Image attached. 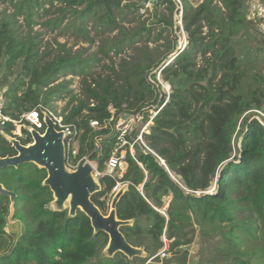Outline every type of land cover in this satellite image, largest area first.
Masks as SVG:
<instances>
[{
	"label": "trees",
	"instance_id": "trees-1",
	"mask_svg": "<svg viewBox=\"0 0 264 264\" xmlns=\"http://www.w3.org/2000/svg\"><path fill=\"white\" fill-rule=\"evenodd\" d=\"M3 1L9 2L12 11L0 10V59L5 60L7 72L14 66L19 68L4 92L3 112L17 118L39 103L44 105L70 92L69 81L49 87L67 70L82 69L90 76L88 64L68 52L41 62L39 40L32 33L34 18L53 8L57 15L42 22L43 26L59 28L66 20L63 29H73L89 41L92 38L86 34L88 25L100 36L117 30L107 41L108 48L102 50L104 55L111 48L119 54L134 43L143 42L142 46L134 47L136 54L122 59L117 70L108 66L114 78H84V97L77 99L64 120L82 131L78 156L97 160L101 171L116 137L109 129L93 130L89 121L107 120L111 116L107 109L110 104L114 121L119 115L143 113L146 107H153L156 113L143 138L164 160L169 172L154 155L135 148V159L126 151L127 167L120 178L99 177L101 190L91 200L102 213L108 208L106 197L116 182L127 184L116 204V215L121 220H133V224L122 226L120 231L131 245L143 247L148 255L129 260L121 253L103 256L108 237L103 232L93 233L89 219L81 211L69 217L66 210L49 208L52 193L42 185L45 169L32 163L3 168L0 183L16 194L13 219L22 222L24 231L16 239L5 231L10 202L0 194V264H155L159 258L156 253L163 246L162 235L169 241L168 264H185L186 246L192 241L187 232L193 225L199 227V234L218 238L215 249L224 264H264L260 258H253L254 251L260 249L264 259V124L252 111L264 112V56L262 71H249L239 57L243 48L246 55L249 50L241 41L247 27H251L245 20L246 0H203L196 7L181 0L187 44L162 69L161 59H156L145 43L152 25L143 20L133 30L121 22L128 12L135 15L151 2L154 8L165 6L169 13H161L158 20L171 26V15L177 7L173 0ZM18 17H22L27 31H23ZM202 27L207 28L205 33ZM159 36L157 33L153 40ZM247 40L259 43L251 36ZM197 54L202 58L200 65ZM157 69L161 79L170 85L168 96L163 93L159 97ZM5 78L6 75L0 78L1 85L7 84ZM148 117L146 113L145 121ZM12 129L9 122L0 126V131L10 135ZM22 132L26 137H17L20 142H31L28 131L24 128ZM136 133L133 131V135ZM96 135L102 137L98 146L94 144ZM15 153L0 134V157ZM213 182L216 187L210 191ZM167 197L170 199L162 208L163 198ZM236 203L246 204L259 226H248L246 222L238 225ZM237 228L251 238L257 237V230L258 248L243 250L245 240L235 231Z\"/></svg>",
	"mask_w": 264,
	"mask_h": 264
},
{
	"label": "rangeland",
	"instance_id": "rangeland-1",
	"mask_svg": "<svg viewBox=\"0 0 264 264\" xmlns=\"http://www.w3.org/2000/svg\"><path fill=\"white\" fill-rule=\"evenodd\" d=\"M178 5L173 12H172V21L173 24L171 26L167 25L163 21H159L158 18L160 17L161 13L168 15V10L165 8L164 5H160L156 8L153 7L151 2H146L145 6L148 7L147 9L142 8L138 10L135 15L131 12H128L125 15V18L122 20V24L125 25L128 29L137 30L141 26V21L145 20L147 25L151 26V35L149 37V41L145 42L148 46L149 50H152L156 59H161L159 66H165L168 61H172L174 57L184 48L187 44V33L182 28V20L180 19L181 12V0H173ZM193 7H196L201 1L203 0H187ZM47 7V6H46ZM178 8V10H177ZM5 9L6 13H10L11 7L8 1L0 0V10ZM156 9V10H155ZM138 16H137V15ZM57 14L53 12V8L47 10L44 16H40L34 18L35 23L31 24L32 26V33L37 34L36 38L39 40V49L38 54L41 55V62L49 61L56 56H60L68 52L71 56L79 57L80 60L85 61L90 69V76H87L85 70H67L65 74H60L54 80L53 84L49 85H56L60 84L65 81H69L67 84V88L70 92L68 93H61L59 96L55 97L52 101H47L44 105L50 109L52 112L56 114H60L63 117L68 113V111L77 104V99L83 98V90H82V80L86 78L89 80L91 77L101 76L104 77L105 75H111L114 78L113 72L108 68V66H112L114 70L118 69V65L122 59H129L130 57L134 56L136 52L134 51V47L142 46L143 42H137L132 45V47H128L124 49L119 54H114L113 49H108L106 55L102 53V50L108 48L109 42L108 40H112V38L117 34V30L109 33L106 32L104 35L100 36L95 34L93 27L88 25L87 33L89 37L92 38V41H89L85 38L83 34L77 33L73 29L67 28L63 29L66 20H63L59 28L51 29L47 26H43L41 23L52 19ZM18 23L23 25V31H27V28L24 26V22L22 17H18ZM203 33L207 31L206 27H202ZM160 33L158 39L153 40L155 35ZM247 35V36H246ZM246 36V39H245ZM248 36L257 38L259 43L255 40L248 41ZM244 41V46L249 48L248 54L246 55L245 49L243 48L240 52V58L244 62V67L247 68L249 71H262V58L264 56V39L260 34H258L253 28L250 26L247 27L244 37L241 39ZM107 42V43H106ZM256 46H260V49L255 50ZM247 52V51H246ZM209 55V54H207ZM5 60L3 58L0 59V78L6 75L7 84L1 85L0 89L4 92L7 90L9 84L14 81L16 78L17 73L19 72V68L14 66L11 71H5L4 67ZM196 62L198 65L202 63V58L199 54L196 56ZM156 70H153L155 72ZM159 70L157 69L156 78L158 80L159 89L157 88V92L159 93V97L163 95V93L168 96L170 93V85L161 79V76L158 75ZM151 82L152 80L148 78ZM48 87V88H49ZM47 89V88H45ZM73 98V99H71ZM154 110L152 108L146 107L143 113H136V120L133 118L131 121V126L133 127L134 132H138L142 127L145 125V130L143 133H149L150 126L152 125V117ZM148 114V118L145 121V114ZM138 114V115H137ZM138 117V118H137ZM149 121V122H148ZM28 127L25 125L24 127H15V133H21L22 129H26ZM20 128V129H19ZM22 134H25L22 132ZM145 140V139H144ZM146 141V140H145ZM127 166H123L121 171L116 170L114 175L118 176L122 174ZM2 170V169H1ZM174 177V176H173ZM216 187V183H212L211 187ZM141 190V188H140ZM114 194V193H113ZM113 194L109 193L106 197V202L108 208L106 209V214L109 210V204ZM236 197V194L232 195ZM170 197L163 198V202L165 201V205L162 208H165L167 205V201ZM50 205V204H49ZM235 207L237 208L234 212L235 221L238 225H242L246 222L248 226L257 225L259 226L258 220L256 219L253 212L247 208V205L244 203H236ZM17 221V220H16ZM19 222L11 223L7 222L5 226V231L10 233L14 236V239L19 237V235L24 231V227ZM237 233L241 235V237L245 240L242 243L243 250L248 251L250 249H257L259 243L258 231H254V235L256 234V238H251L246 234L243 229L237 228L235 230ZM189 237H192V241L186 246L188 250L187 255V262L185 264H224V258H222L215 247L217 246L218 238L215 237L214 234H210L207 236H203L199 234V227L193 225L190 230L187 232ZM162 238V236H161ZM166 238V237H165ZM165 244L168 248L169 241L166 238ZM260 251V249H259ZM259 251H254V259L257 261L259 258L261 261H264L262 257L259 255ZM170 254L167 252L166 257L158 258L155 264H168ZM171 262V261H170ZM253 263V262H252ZM169 264H175L173 262ZM254 264V263H253Z\"/></svg>",
	"mask_w": 264,
	"mask_h": 264
},
{
	"label": "water",
	"instance_id": "water-1",
	"mask_svg": "<svg viewBox=\"0 0 264 264\" xmlns=\"http://www.w3.org/2000/svg\"><path fill=\"white\" fill-rule=\"evenodd\" d=\"M128 116L125 114L124 118ZM135 117L133 118L136 120ZM43 122L45 128L42 133L26 127L31 137V142L27 144H22L18 138L0 131L2 137L16 152L11 156L0 157V170L5 167L17 168L20 164L26 163L45 169L46 177L42 185L47 186L52 193L49 208L58 212L66 210L69 217H74L78 210L85 214L93 233L103 232L108 237L102 251L104 257H112L116 253L123 254L129 260L135 257H147L143 247L131 245L120 231L122 226L133 224V220H121L116 215V204L127 189V184H122L113 194L108 212L102 213L91 200L92 195L101 190L99 178L94 175V168L83 158L75 169L68 168L65 164L63 132L55 129V123L47 113L43 115ZM0 194L8 197L10 202L7 222L22 224L20 220L13 219L16 194L4 188L1 183ZM159 212L164 214L162 210Z\"/></svg>",
	"mask_w": 264,
	"mask_h": 264
},
{
	"label": "built area",
	"instance_id": "built-area-1",
	"mask_svg": "<svg viewBox=\"0 0 264 264\" xmlns=\"http://www.w3.org/2000/svg\"><path fill=\"white\" fill-rule=\"evenodd\" d=\"M244 14L245 20L251 25L253 30L260 34L264 39V0H246ZM5 105L6 96L4 94V91L0 89V126L5 125L7 122L11 123L13 125V129L10 130V132L16 138L26 137V134H22V132L18 134L14 132L15 127H24L26 123L29 128H34L38 132L42 133L45 128L43 115L44 113H47L55 123V129L57 131L63 132L64 134L65 164L68 168L75 169L79 161L83 158L94 168V175L97 178L101 177L102 175H109L114 177L116 176L114 175L116 170L121 171V168L124 165H127L125 162L126 151H128L129 154L135 159V148H139L143 153L149 152L154 155L159 160V163L162 164L169 172L167 166L164 163V160L149 148L147 142L143 138V131L145 130V126L147 125L142 127L135 135H133V127L131 126V121L133 120L134 114H128L129 116L127 118H124L125 114L119 115V117H117L114 121V108L111 104L108 105L107 108L111 113V116L107 120H104L101 123L97 120L89 121V126L93 130L109 129L116 137V141L112 145L108 153V157L103 162V169L101 171L98 170L97 160L90 159L88 155H83L82 157L78 156L79 136L82 131L79 130L73 123L65 121L62 115L52 112L45 105L39 103L34 108L19 115L17 118H12L8 113L6 114L3 112ZM252 111L257 113L256 118L258 119V121L264 124V112L259 110ZM155 113L156 111L153 112L154 115ZM101 138V136H95V146L99 145V140ZM122 174H119L116 177L120 178ZM121 185V182H116L110 193H115ZM162 240L164 242V246L156 254L161 259L166 257L167 255L165 238L162 237Z\"/></svg>",
	"mask_w": 264,
	"mask_h": 264
},
{
	"label": "bare ground",
	"instance_id": "bare-ground-1",
	"mask_svg": "<svg viewBox=\"0 0 264 264\" xmlns=\"http://www.w3.org/2000/svg\"><path fill=\"white\" fill-rule=\"evenodd\" d=\"M114 116H115V115H114ZM214 188H215V187L212 186L211 188H209V190L211 191V190H213ZM162 237L165 238L164 235H162ZM161 239H162V238H161ZM165 240H166V238H165ZM162 241H163V240H162ZM163 246H164V242H163ZM163 246H162V247H163ZM162 247H161V248H162ZM166 249H167V246H166ZM158 251H159V250H158ZM166 252H167V250H166ZM156 254H157V253H156ZM156 256H158V255H156Z\"/></svg>",
	"mask_w": 264,
	"mask_h": 264
}]
</instances>
